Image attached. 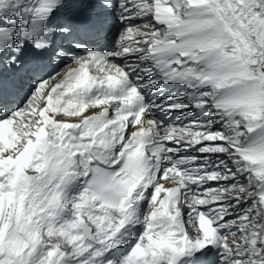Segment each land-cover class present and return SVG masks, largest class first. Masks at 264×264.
<instances>
[{
    "label": "snow or ice",
    "instance_id": "obj_1",
    "mask_svg": "<svg viewBox=\"0 0 264 264\" xmlns=\"http://www.w3.org/2000/svg\"><path fill=\"white\" fill-rule=\"evenodd\" d=\"M0 264H264V0H0Z\"/></svg>",
    "mask_w": 264,
    "mask_h": 264
},
{
    "label": "bare ground",
    "instance_id": "obj_2",
    "mask_svg": "<svg viewBox=\"0 0 264 264\" xmlns=\"http://www.w3.org/2000/svg\"><path fill=\"white\" fill-rule=\"evenodd\" d=\"M72 66H74V65H72ZM61 69H63V66L61 67ZM63 70H66V69H63ZM57 79H59V77H57ZM162 182H165L166 186H167V182L166 181H162Z\"/></svg>",
    "mask_w": 264,
    "mask_h": 264
}]
</instances>
